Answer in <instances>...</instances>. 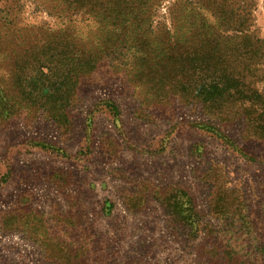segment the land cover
<instances>
[{"label": "rangeland", "instance_id": "obj_1", "mask_svg": "<svg viewBox=\"0 0 264 264\" xmlns=\"http://www.w3.org/2000/svg\"><path fill=\"white\" fill-rule=\"evenodd\" d=\"M183 1L144 45L60 0H0V264H220L234 241L264 264V96L193 98L235 68L232 20L264 39V0H202L227 42L188 39L193 12L172 13L175 46L162 27Z\"/></svg>", "mask_w": 264, "mask_h": 264}, {"label": "trees", "instance_id": "obj_2", "mask_svg": "<svg viewBox=\"0 0 264 264\" xmlns=\"http://www.w3.org/2000/svg\"><path fill=\"white\" fill-rule=\"evenodd\" d=\"M54 1L57 2L58 0ZM164 1L166 0H60V4L64 6L65 11H70L74 14H87L88 12V14H91L93 16L99 15V17L105 19L107 22L111 21L121 23L120 25L124 27L126 31H131L130 35H132L134 38H137L138 41H141V43H143L144 45H147L148 43H145L142 40L140 31L142 28L146 27L145 32L147 34H154L157 32L156 29L151 26V23L153 21L154 15L156 14L157 8ZM210 1V4H213V1ZM183 4V8L178 7L179 10H177L176 12H170V28L166 29L165 27H162L165 37L168 39L170 38V40H175V42H173L175 46L179 43V37L182 34V31L180 30V28L176 29L178 21H175V24L173 23L174 16L172 15V13H179V16H183V14L189 8L190 12H193L192 17L194 19V23H192L193 26L191 27V29H188V31L187 29L184 30V34L186 33L187 38L190 37L195 32V30H201V32H203V34L207 36L205 39L209 40L210 42H213L216 39H219V41L223 40L225 42L230 41L228 40V36L224 37L221 34V31L218 30L217 25L215 26V24H209L207 16L200 13V9L205 6L202 3V0H184ZM174 7H177L176 4L174 5ZM206 8H208V6H206ZM218 11H220V8H218ZM215 15H218V12H215ZM210 16L211 14H209L208 17ZM246 23V19H242L239 21L232 20V33H236V36L232 37V39L235 40H232V42L230 43L232 45V48L238 46V49L236 51H238L239 53L235 60V68L231 69V72L228 74L227 71L222 68L220 70L223 71V76L222 71L218 70V72L220 71L219 78H216L215 80L210 82L201 80V82H199V86L195 87V95L193 98L199 100L202 107L207 106L208 108L213 109V104H216V102L218 103L222 99V96H228L229 93L233 91L235 92L234 94H240L238 100L235 101L241 104L245 100H248L247 97H255L253 100H258L264 96V88H261L259 90L256 85L259 78L258 75H256V72L258 70L257 67H261L262 65H264V39L255 38L254 32L248 30ZM127 24L130 25L127 26ZM189 24L191 25V22ZM149 38L152 39V37ZM58 43L60 45H62V43L67 45V42L63 40ZM203 56L205 60H220L222 58V56H220L219 54V51L205 52ZM169 59H171L170 56ZM89 60L94 64L93 67H90L91 69L89 70L96 69L97 58L94 57V59ZM206 71L208 70L206 69L204 72ZM229 76L231 77V79L226 80L225 77ZM241 93H244V95L247 97L241 96ZM46 103L50 105L51 98H48L45 104ZM54 105L58 106V108H62L65 106L59 99L55 100ZM106 106L114 115H116L117 107L113 103L107 102ZM61 119L62 117L60 116V114H57L55 118H53L54 121H60ZM196 228L198 227L193 225L190 229L191 231H195ZM220 245L221 244H219V248L221 247ZM238 247L239 244L236 241H234V243L232 244L227 243V246H225V248L223 249L224 253L222 252V256H217L219 258H217L218 263L258 264L257 261H244L245 259H242L240 257V251H236Z\"/></svg>", "mask_w": 264, "mask_h": 264}]
</instances>
